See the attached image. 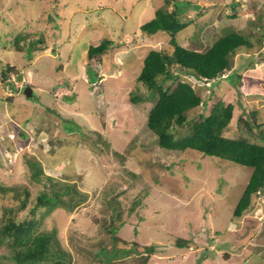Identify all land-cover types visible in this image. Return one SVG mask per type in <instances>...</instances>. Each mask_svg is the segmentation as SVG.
I'll use <instances>...</instances> for the list:
<instances>
[{
  "label": "rangeland",
  "instance_id": "obj_1",
  "mask_svg": "<svg viewBox=\"0 0 264 264\" xmlns=\"http://www.w3.org/2000/svg\"><path fill=\"white\" fill-rule=\"evenodd\" d=\"M196 3L203 14H181L193 20L177 36L184 46L205 50L228 29L253 40L233 55L240 77L226 70L212 92L210 83L188 78L206 99L189 117L208 114L217 99L233 102L224 134L236 137L244 109H256L264 121V0H0V227L11 217L32 222L34 233L54 232V246L67 253L64 264H145L151 255L149 264H264V191L242 216L233 215L252 167L195 149L161 148L147 126L153 102L130 100L147 94L137 79L144 54L172 47L169 35H146L141 24L162 5ZM42 37L48 44L35 43ZM105 38L113 46L89 57L88 46ZM25 80L31 96L25 87L19 91ZM30 113L31 127L44 129L28 128ZM33 161L44 174L74 182L72 195L61 198L78 206L36 207L40 193L60 184L52 187L43 174L34 178ZM180 237L189 247L175 245ZM134 239L154 244L155 252L139 255L144 251ZM130 246L136 251L114 253ZM10 253L8 245L0 247V264H14Z\"/></svg>",
  "mask_w": 264,
  "mask_h": 264
},
{
  "label": "trees",
  "instance_id": "obj_2",
  "mask_svg": "<svg viewBox=\"0 0 264 264\" xmlns=\"http://www.w3.org/2000/svg\"><path fill=\"white\" fill-rule=\"evenodd\" d=\"M190 4H194V2H190ZM190 4L185 9L174 4V8L171 10H167V6L162 5L155 10L153 18L141 24L140 29L146 35L151 36L159 33L169 35L172 47L163 50L152 49L147 53L137 76L138 81L147 88V94H132L130 100L135 104L143 100L153 102L147 115V126L157 136L161 148L167 150L195 149L203 155L217 156L252 167L253 171L245 189L234 207L233 215L239 217L250 207L252 196L259 194L258 191H264V121L259 122L256 109H244V113L247 111L248 116L247 119L240 116V123L244 124L243 133L236 137L225 135L224 131L234 117L236 105L221 98L212 104L208 114L200 113L197 117L190 118L188 112L200 105H205L206 99L188 78L193 77L202 82L210 81L212 92L213 83L222 79L226 70L233 73L238 72V70H234L233 55L235 52L240 48H250L254 44L249 33L238 29H228L205 50L192 49L182 45L177 38L178 33L193 20L183 21L181 14L186 13L189 9H196L198 15L204 12V7L201 4L196 3L198 4L196 8ZM253 24L255 26L256 23L253 22ZM60 26L62 29L61 24ZM43 39V37L39 38L35 43L43 42ZM46 40L47 38L44 39V42ZM19 41L20 38L16 37L15 45H18ZM32 46L34 43L28 47L26 54L28 58L32 55ZM111 46H113V40L105 38L98 45H90L88 55L93 57L96 54L105 53ZM17 47L19 48L17 50L21 49L20 45ZM37 49L40 50V48ZM13 67L8 66L2 71V74L5 76ZM240 68L241 65L237 69ZM95 72L91 70V73L96 74ZM237 74L239 77L241 76L239 72ZM232 77L233 74L230 78L232 79ZM168 80H176L177 83L173 87L165 86L164 83ZM238 90L241 94V90L239 88ZM45 109L47 111L50 107L46 106ZM49 113L53 115L54 112ZM48 119L52 120V118ZM179 128H187V130L182 132L178 130ZM256 129L258 130L256 131ZM45 130L47 129L45 128ZM25 137L26 135H23V138ZM18 139L20 142V137ZM62 139L63 137L58 141H62ZM31 169L34 178L43 174L52 181V187L60 184L53 192L40 193L37 196L36 207L47 206L46 212H48L57 206H64L68 209L78 206L79 201L71 204L61 198L65 194L72 195L74 182L44 174L36 161L31 163ZM61 181L66 184L61 185ZM32 225V222H17L9 217L0 227V247L8 245L11 248L9 258L13 260L14 264H45L49 261H53L55 264H64L67 253L54 246L55 233L53 232V235L50 232L34 233ZM117 230L118 227L113 228L114 233ZM133 241L136 249L141 247V253L144 251L139 255L148 256L155 252L154 244H142L135 239ZM190 243L188 238L180 237L175 245L189 247ZM135 247L130 246L128 249L122 250L114 247L113 249L114 253L124 255L129 251L135 252ZM102 253L105 254L104 251ZM151 256L147 257L146 263Z\"/></svg>",
  "mask_w": 264,
  "mask_h": 264
},
{
  "label": "crops",
  "instance_id": "obj_3",
  "mask_svg": "<svg viewBox=\"0 0 264 264\" xmlns=\"http://www.w3.org/2000/svg\"><path fill=\"white\" fill-rule=\"evenodd\" d=\"M178 35H179V33H178ZM113 40V39H112ZM45 44H48V42L47 43H45ZM183 45V44H182ZM45 46V45H44ZM88 48H89V46H88ZM149 52V51H148ZM147 52V53H148ZM147 53L146 54H144L145 56L147 55ZM144 56V57H145ZM144 57H143V59H144ZM142 66H143V63H142ZM142 68V67H141ZM141 70V69H140ZM140 70H139V72H140ZM91 77V76H90ZM103 80H105V79H103ZM31 86H33L32 84H31ZM33 88V87H32ZM49 91V90H48ZM48 107H50V106H48ZM43 108H44V105H43ZM56 112H58L57 110H55ZM18 112H20V111H18ZM30 114H32V113H30ZM32 118L31 119H29L28 121H27V124H29V126L30 127H28V128H33L32 130H42V129H44V124H41L40 126H39V128H38V126L36 125L35 127H31V125H32V123H33V119H35V115L34 114H32ZM44 117H46V116H44ZM62 138V137H61ZM60 138V139H61ZM253 170V169H252ZM252 173V172H251ZM151 260V258L148 260V262L146 263V264H149V261Z\"/></svg>",
  "mask_w": 264,
  "mask_h": 264
},
{
  "label": "clouds",
  "instance_id": "obj_4",
  "mask_svg": "<svg viewBox=\"0 0 264 264\" xmlns=\"http://www.w3.org/2000/svg\"><path fill=\"white\" fill-rule=\"evenodd\" d=\"M89 49V48H88ZM10 66H14L13 64L12 65H10ZM91 70L92 69H90V72H91ZM19 74H17V76H18ZM97 75H99V74H97ZM23 76V75H22ZM16 78V77H15ZM191 78V77H190ZM193 78V77H192ZM194 79V78H193ZM17 80V79H16ZM195 80V79H194ZM20 81V80H19ZM22 81V80H21ZM93 82H96V81H93ZM191 82V81H190ZM208 83H210V81H207ZM192 83V82H191ZM29 85V86H31L30 85V82L29 81H27V80H25L24 81V83H22V84H20V86H21V89L19 90V91H21L22 90V88H24V87H26L27 85ZM193 85V84H192ZM32 87V86H31ZM32 92H33V88H32ZM9 95H11V96H8V97H12L13 96V94H9Z\"/></svg>",
  "mask_w": 264,
  "mask_h": 264
},
{
  "label": "water",
  "instance_id": "obj_5",
  "mask_svg": "<svg viewBox=\"0 0 264 264\" xmlns=\"http://www.w3.org/2000/svg\"><path fill=\"white\" fill-rule=\"evenodd\" d=\"M18 80H21L22 79V74H19L18 77H17ZM24 93L27 95V96H31L32 95V87L27 85L24 89Z\"/></svg>",
  "mask_w": 264,
  "mask_h": 264
},
{
  "label": "bare ground",
  "instance_id": "obj_6",
  "mask_svg": "<svg viewBox=\"0 0 264 264\" xmlns=\"http://www.w3.org/2000/svg\"><path fill=\"white\" fill-rule=\"evenodd\" d=\"M194 86H196V85H194ZM258 192H260V191H258Z\"/></svg>",
  "mask_w": 264,
  "mask_h": 264
}]
</instances>
